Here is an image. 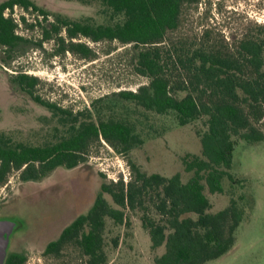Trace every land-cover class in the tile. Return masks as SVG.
I'll return each mask as SVG.
<instances>
[{"label": "rangeland", "instance_id": "rangeland-1", "mask_svg": "<svg viewBox=\"0 0 264 264\" xmlns=\"http://www.w3.org/2000/svg\"><path fill=\"white\" fill-rule=\"evenodd\" d=\"M31 1L47 11L46 22L41 16L38 18L43 25L56 16L93 26L123 19V15L114 14L99 0ZM11 15L17 20L20 15L25 17L26 23L18 21L17 31L29 42L10 52L0 48V136L12 144H52L68 137L72 127L82 122L114 119L129 125L142 140L124 152L120 145L99 137L88 143L84 161L75 168L59 166L40 180L28 181H22L19 171L13 170L0 182V214L19 222L9 239L7 253L24 254L22 264H86L87 256L72 242L56 255L45 253V246L88 210L101 183H114L118 179L126 183L133 179L129 160L143 173L170 176L180 172L186 181L192 173L184 171L181 158L186 153H201L199 134L207 129V116L179 125L174 112L158 114L121 98L119 91H136L149 82L135 71L136 50L131 44L94 42L79 36L76 40L91 49L86 57L60 50L54 38L39 46L41 26H30L35 23L36 12L15 6ZM244 37L264 41V0L185 1L178 26L166 32L165 41L177 52L190 46L227 51ZM169 67L178 75L172 64ZM21 73L37 79L34 95L70 113L36 102L15 81ZM184 94L176 92L177 96ZM254 125L264 133V117ZM233 139L229 172L235 182L223 178L222 193H210L207 188L204 192L211 202L209 211L225 207L234 198L245 214L235 231L231 249L204 264H264V139L254 143L237 136ZM104 197L114 205L108 193ZM155 199L152 191L144 193L143 206L124 209V223L106 218L105 264H156L154 259L163 249L151 247L148 231L142 224L143 216L161 222L153 207Z\"/></svg>", "mask_w": 264, "mask_h": 264}, {"label": "trees", "instance_id": "trees-1", "mask_svg": "<svg viewBox=\"0 0 264 264\" xmlns=\"http://www.w3.org/2000/svg\"><path fill=\"white\" fill-rule=\"evenodd\" d=\"M99 1L114 14L123 15L122 21L93 26L56 16L48 25H43L41 21L48 20V13L33 1L4 0L0 2V48L10 52L29 42L17 31L18 21L26 23V19L20 15L17 20L11 15L15 6L36 12L35 23L30 26H41L39 46L54 38L60 50L86 57L91 49L76 40L79 36L94 42L131 44L136 50L135 71L146 76L149 82L136 91L121 90L118 95L158 114L174 112L179 125L205 115L207 129L199 134L201 153H186L181 158L184 171L192 173L186 181L182 180L180 172L170 176L143 173L129 160L133 179L126 183L122 179L101 183L88 210L65 226L55 240L48 242L44 252L59 254L65 244L72 242L87 256L86 264H105L106 218L124 223V209L143 206L144 193L152 191L156 197L154 210L162 219L157 222L143 216L142 224L148 231L151 247L163 249L154 259L155 263L204 264L217 259L235 243V231L245 213L234 198L225 207L209 211L211 202L204 190L222 193L223 178L235 182L229 172L235 146L233 136L249 143L264 139V133L254 125L264 117V41L244 37L232 50L190 46L177 52L165 41V34L177 28L182 4L188 0ZM170 64L178 75L171 72ZM15 81L36 102L70 113L33 94L35 77L21 73ZM179 91L185 94L177 96ZM99 137L120 145L124 152L142 142L129 125L114 119L82 122L72 127L68 137L52 144H12L0 136V182L13 170L19 171L22 181H28L40 180L59 166L75 168L84 161L88 143ZM104 193L111 196L115 206ZM25 258L22 253L8 252L3 264H22Z\"/></svg>", "mask_w": 264, "mask_h": 264}, {"label": "water", "instance_id": "water-1", "mask_svg": "<svg viewBox=\"0 0 264 264\" xmlns=\"http://www.w3.org/2000/svg\"><path fill=\"white\" fill-rule=\"evenodd\" d=\"M15 222L12 219H0V264L4 263L7 255L9 235L11 234Z\"/></svg>", "mask_w": 264, "mask_h": 264}, {"label": "flooded vegetation", "instance_id": "flooded-vegetation-1", "mask_svg": "<svg viewBox=\"0 0 264 264\" xmlns=\"http://www.w3.org/2000/svg\"><path fill=\"white\" fill-rule=\"evenodd\" d=\"M7 217H8V216H7ZM4 218H6V216L0 214V219H4ZM9 218H11V219L15 222V225H14V227H13V230H12L11 234L9 235V239H10V237L13 235V233H14V231H15V228H16L17 226H19V222L17 221L16 218H13V217H9ZM47 254H50V253H47Z\"/></svg>", "mask_w": 264, "mask_h": 264}]
</instances>
